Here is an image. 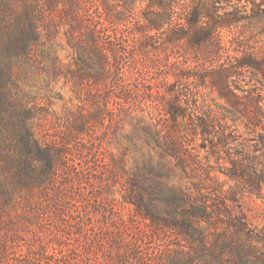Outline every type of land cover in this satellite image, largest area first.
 <instances>
[{"label":"trees","instance_id":"1","mask_svg":"<svg viewBox=\"0 0 264 264\" xmlns=\"http://www.w3.org/2000/svg\"><path fill=\"white\" fill-rule=\"evenodd\" d=\"M239 26L254 39L232 48L223 30ZM61 79L80 99L60 96L64 115L42 104ZM194 83L223 103L200 102ZM49 115L59 138L39 135ZM102 129L121 149L107 185L180 240L145 264H264V226L242 202L264 201V0H0V214L19 197L37 220L42 197L62 206L59 179ZM132 238L120 257H139ZM0 253L13 264L1 240Z\"/></svg>","mask_w":264,"mask_h":264},{"label":"rangeland","instance_id":"2","mask_svg":"<svg viewBox=\"0 0 264 264\" xmlns=\"http://www.w3.org/2000/svg\"><path fill=\"white\" fill-rule=\"evenodd\" d=\"M223 34L225 41L232 48H239L242 37L246 40L254 39L240 26L233 28L232 31L224 29ZM59 38L62 41L65 40L62 33ZM62 55L68 60L66 51H62ZM166 71H171V66L166 67L164 71L158 70L155 76L159 79L165 78ZM171 79L173 80L174 77L172 76ZM187 86L195 92L198 91L200 102L205 100L206 105L217 107L223 103V100L219 99L217 93L210 87L197 86L195 83ZM72 88V83L66 85L65 79H61L56 83L52 93L55 105L50 102L51 105L48 106L45 104L46 101H42L44 108L50 112L56 109L64 115L65 104L59 99L60 96L71 97L72 102L67 104L69 106L73 104L74 108H78L80 99ZM55 122L52 115L40 121L39 135L59 138L61 131ZM86 146L91 149H85L83 159L76 158V161L80 163L77 165V170L72 165L67 170L73 176L61 177L60 186L55 188L62 191L60 195L68 198L61 201L62 206H57L64 211L63 213H55L54 208L57 207H50L49 203L47 204L48 197L41 196L40 207L46 210V213L40 217V220L24 213L26 207L23 206L25 202L21 197L9 213L0 214V240L1 243L3 241L10 246V263L15 264L18 260L22 262L34 260L35 263L45 264L46 259L49 258L53 264L61 258L62 262L72 261L77 264H145L141 260L142 256H145L148 262L155 260L180 243L175 235L156 230L145 222H139L133 215L131 206L122 203L120 185H107L108 176L105 170L110 160V153L121 152L112 139L110 131L100 130L96 141H90ZM201 153L204 155L205 151L201 149ZM212 162L216 164L215 158H212ZM69 164H72V161ZM222 178H224L223 175ZM242 202L252 221L264 226L263 199L245 195ZM32 219L33 222L30 223L29 220ZM122 237H133L131 246H134L136 242L133 241L137 239L134 248L142 262L134 255L129 258L118 255V251L123 249L116 242H121ZM42 247L46 250L43 251ZM34 257L39 260H35ZM1 258L0 253V261Z\"/></svg>","mask_w":264,"mask_h":264}]
</instances>
